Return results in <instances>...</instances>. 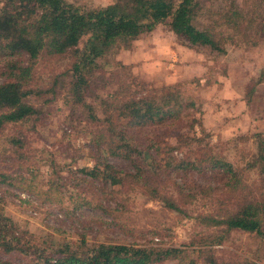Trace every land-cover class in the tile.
Returning a JSON list of instances; mask_svg holds the SVG:
<instances>
[{
	"label": "trees",
	"instance_id": "trees-1",
	"mask_svg": "<svg viewBox=\"0 0 264 264\" xmlns=\"http://www.w3.org/2000/svg\"><path fill=\"white\" fill-rule=\"evenodd\" d=\"M215 1L115 0L89 7L79 0H0V264H258L263 258L264 132L253 134L256 150L245 164H235L220 137L210 143L212 128L189 110L193 101H178V84L136 81L132 64L118 57L159 24L180 44L217 55L226 44L256 45L264 37V0H219L218 7ZM58 99L63 108L52 111ZM51 115L68 123L60 128L64 146L53 151L35 146ZM170 128L177 131L171 144L161 137ZM77 136L85 149L74 144ZM81 158L92 165L71 171L84 181L76 184L81 188L70 211L76 222L83 206L111 212L116 199L139 194L205 227L198 239L205 245L245 233L254 246L245 245L248 256L218 261L213 248L190 257L186 246L90 241L85 230L53 240L20 228L6 213L5 188L35 196L59 191L66 186L62 171ZM41 166L48 168L44 178ZM246 171H254L247 180ZM198 200L209 209L191 216L188 206L198 208Z\"/></svg>",
	"mask_w": 264,
	"mask_h": 264
},
{
	"label": "rangeland",
	"instance_id": "rangeland-1",
	"mask_svg": "<svg viewBox=\"0 0 264 264\" xmlns=\"http://www.w3.org/2000/svg\"><path fill=\"white\" fill-rule=\"evenodd\" d=\"M79 1L89 7H102L113 4L115 0ZM214 4L218 7L220 1L216 0ZM118 57L132 64L136 81H144L148 86L178 84V101L183 105L193 101L194 105L189 110L195 117H202L205 126L212 128L210 143H216L220 137L221 143H225L226 156L235 164L244 165L256 150L253 134L264 132V37L258 39L256 45L243 41L226 44V53L217 55L211 54L206 48L196 50L180 44L167 25L159 24L153 31L136 40L131 48L120 51ZM59 108H63L61 99L51 106L55 112ZM64 112H68L67 107ZM178 113L183 116L184 111ZM58 115L48 118L49 124L42 129L35 146L52 151L59 143L64 146L60 140V128L68 126V123L63 122L64 115ZM75 123L73 119L72 124ZM194 131L200 134L197 124H194ZM176 133L174 128L165 129L161 137L171 144L175 141ZM74 144L84 148V137L77 136ZM176 152L178 155L183 154L181 150ZM56 157L59 160L63 158L58 154ZM111 161L126 166L122 159L112 158ZM82 164L91 166L92 161L81 158L71 168L62 171L66 186L59 187V191L35 196L15 188H5L3 204L6 213L20 228L53 240L77 238L78 233L85 230L88 232L87 240L90 241L119 239L141 243L153 240L165 245L186 246L190 257L193 250L199 248L215 249L218 261L222 258L235 260V254L248 256L245 245L252 243V240L247 234L231 233L219 245H205L198 240L201 233L207 232L205 227L196 224L188 214L177 215L163 208L158 201L139 194L130 193L123 196L122 201L116 199L108 209L111 212L83 206L76 213L81 216V222H76L70 211L78 201L76 196L81 188L76 184L84 181L81 172H72ZM47 171L46 166H41L40 177L44 178ZM253 172L246 171V174L253 176ZM249 174L245 175L246 180L250 178ZM203 202L198 200L193 203L198 208L189 205L188 213L193 216L207 212L210 204ZM87 226L90 229H86ZM193 258H197V255ZM197 261L201 263L203 258L199 257ZM257 263L264 264V255ZM161 264L181 263L172 259Z\"/></svg>",
	"mask_w": 264,
	"mask_h": 264
}]
</instances>
